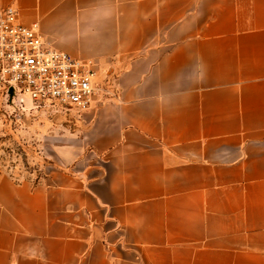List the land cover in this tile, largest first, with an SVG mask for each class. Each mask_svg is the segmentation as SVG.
Returning <instances> with one entry per match:
<instances>
[{"label": "crops", "instance_id": "1", "mask_svg": "<svg viewBox=\"0 0 264 264\" xmlns=\"http://www.w3.org/2000/svg\"><path fill=\"white\" fill-rule=\"evenodd\" d=\"M11 6L119 98L72 170L0 178V264H264V0Z\"/></svg>", "mask_w": 264, "mask_h": 264}, {"label": "built area", "instance_id": "2", "mask_svg": "<svg viewBox=\"0 0 264 264\" xmlns=\"http://www.w3.org/2000/svg\"><path fill=\"white\" fill-rule=\"evenodd\" d=\"M97 63L55 49L18 10L0 11V88L21 106L89 112L105 100Z\"/></svg>", "mask_w": 264, "mask_h": 264}, {"label": "rangeland", "instance_id": "3", "mask_svg": "<svg viewBox=\"0 0 264 264\" xmlns=\"http://www.w3.org/2000/svg\"><path fill=\"white\" fill-rule=\"evenodd\" d=\"M98 71L103 91L108 94L89 112L50 105L21 106L0 88V178L7 177L17 185L35 186L44 183L57 167L72 170L73 160L78 158L76 153L84 146L82 140L91 121L90 113L119 98L117 83L113 78L108 80L111 74L100 67Z\"/></svg>", "mask_w": 264, "mask_h": 264}]
</instances>
